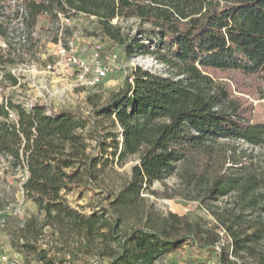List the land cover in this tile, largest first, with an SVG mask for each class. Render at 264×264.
I'll list each match as a JSON object with an SVG mask.
<instances>
[{"label":"trees","instance_id":"obj_1","mask_svg":"<svg viewBox=\"0 0 264 264\" xmlns=\"http://www.w3.org/2000/svg\"><path fill=\"white\" fill-rule=\"evenodd\" d=\"M19 2L31 32L45 19L57 37L59 14L73 12L92 25L87 35L106 46L102 56L108 49L130 63L133 56L151 55L168 67L169 75L134 67L107 96L98 83L88 96V113L54 110L42 101L29 108L10 98L0 103V157H12L6 172L27 165L24 193L45 214L40 223L33 218L13 231L17 250L44 264H156L191 243L208 253L199 264L247 259L264 264V220L248 215L256 211H245L257 210L264 196L258 192L264 187V162L246 161L249 155L231 144L264 147V120L253 118L248 99L237 95L226 79L234 81L238 92L245 79L252 81L246 88L264 86V0ZM130 19L135 30L120 23ZM73 30H67V39ZM6 35L0 23V36ZM15 56L13 49L0 47L3 85L20 84L8 69ZM10 110L15 120L9 118ZM111 156L121 163L132 156L139 159L117 193L101 184ZM175 173L205 199L237 193L240 211L214 213L229 235L227 243L203 222L173 212L158 220L149 214L146 225L124 229L144 201L142 191ZM96 188L104 192L100 212L87 215L70 205L68 194ZM45 227L76 239L73 256L59 257L38 242ZM81 256L90 259L81 263Z\"/></svg>","mask_w":264,"mask_h":264},{"label":"rangeland","instance_id":"obj_2","mask_svg":"<svg viewBox=\"0 0 264 264\" xmlns=\"http://www.w3.org/2000/svg\"><path fill=\"white\" fill-rule=\"evenodd\" d=\"M3 3L8 4L9 0H5ZM114 22H117V20ZM120 23L126 28H134L135 30L134 19L121 20ZM73 29L76 37L80 38L75 40L77 42V54L91 62L94 45L99 41L97 38L87 35V32L92 30V25L85 17H75ZM56 39V28L50 21L43 19L38 26L36 35L25 48L24 54L20 56L16 54V62L14 64L11 62L8 66V69L20 79V84L12 87L8 84L9 82H6L3 85L1 84L2 75H0L2 98H10L16 102L42 101L54 110L80 108L83 112L88 113L91 109L88 96L96 90V84H90L93 74L89 73L83 80H80L79 70L76 67L69 71L60 70L55 72H48L46 69L47 64L56 60ZM100 43L102 44V50L103 47L105 49L104 43ZM6 44H8L6 38L0 36V47L8 50ZM112 55L110 50H104L103 56L101 55V61L105 65H110ZM137 66L161 75H169L168 67L151 55L133 56L130 63L123 62L117 58L114 65L109 68L106 78L99 82L104 84L106 89L102 94L107 96L111 91L122 85L125 76ZM226 79L231 82L237 95L248 99V102L252 105L253 118L264 120V86L246 88V84L252 83V81L245 79V86L240 87L242 92H238L234 81L229 78ZM109 125H111L110 122ZM92 141L95 142L94 140ZM231 144L236 145L239 151L246 152L249 155V159H246V161L264 162V147L251 146L244 142ZM112 158L111 156L102 174V179H106V181L101 184H105V189L108 191L117 193L128 180L132 167L139 162V159L137 156H132L121 163L117 158ZM0 163L2 164V174L0 175V196L2 198L0 218L5 216L7 221L5 226L0 225V253L7 254L10 258L9 262L0 264H13L16 261L19 264H44L34 254L27 256L25 252L17 250L13 231L33 218L40 223L44 219L45 214L40 212L37 204L22 192V185L16 177V172L12 170H9L8 173L6 172L7 164L4 165L1 157ZM99 185L100 183L97 184V186ZM258 192L264 195V187ZM103 196L102 188H96V190H75L67 195V199L77 211L90 215L93 212L101 211L99 202ZM142 196L144 201L140 209L129 216L124 223V229L129 228L131 225H146L149 214H152L158 220L173 212L192 221L203 222L207 228L220 233L223 243H227L229 235L214 213L228 210L240 211L241 209L240 206L235 205L238 200L236 192L219 199H205L204 196L198 194V190L191 185H187L184 179L177 176L176 173L164 180L155 181L151 187L142 191ZM8 206L19 209V213L5 212ZM257 207V210L247 209L245 211H256L248 212V215L251 218L263 221L264 196L259 198ZM38 242L45 247H52L54 252L63 258L73 256L72 251L77 245L76 239H65L59 231L49 227H45L42 230ZM261 246V250L264 253V240ZM207 256L208 253L201 252L191 243H187L181 251L166 255L158 260L156 264H199ZM89 259L90 256H81V263H85ZM63 264L70 263L64 262ZM240 264H255V261L247 259L244 263L240 261Z\"/></svg>","mask_w":264,"mask_h":264},{"label":"built area","instance_id":"obj_3","mask_svg":"<svg viewBox=\"0 0 264 264\" xmlns=\"http://www.w3.org/2000/svg\"><path fill=\"white\" fill-rule=\"evenodd\" d=\"M73 12L68 14H59V21L57 23V42H56V60L52 63L46 65V69L48 72L55 71H69L72 70L73 67H76L79 70V79L83 80L86 75L89 73L93 74L91 83L95 85L102 80H104L108 74L109 68L111 65L117 61V55L113 54L111 56L110 65H105L101 61V50L102 44L98 41L95 43L92 55L91 62H88L84 57L77 54L75 40H79L80 38L76 37L75 32L74 36L70 39H67V30L69 28H73L74 16ZM27 11L20 4L19 0H9V3H3L0 6V23L4 24L6 29V40L8 44H6L7 48L13 49L15 54L22 55L25 52V48L30 44V40L32 37L36 35V31L31 32L27 27ZM92 18H95L92 16ZM2 85L0 84V103L4 102L5 99L2 98ZM26 107H31L33 102H24ZM9 118L11 120L16 119V114L14 111L10 110ZM2 158L4 165L8 162L7 160H12L11 156H8L7 159ZM0 163V167H1ZM16 177L20 180L22 185V192L24 193L23 184L27 181L29 177V172L27 169V165L23 163V165L19 166L16 170ZM2 174V170L0 171V175ZM9 211L13 214H18L19 209L12 208L8 206L5 209V212ZM6 217L3 216L0 218V225H6ZM10 258L7 254L0 253V263L9 262ZM13 264H19L17 261ZM212 264V263H211Z\"/></svg>","mask_w":264,"mask_h":264}]
</instances>
